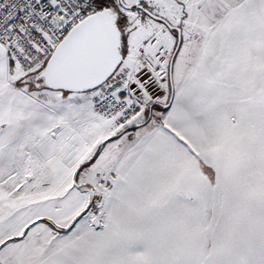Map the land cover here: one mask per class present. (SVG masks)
Instances as JSON below:
<instances>
[{"label":"snow or ice","instance_id":"obj_1","mask_svg":"<svg viewBox=\"0 0 264 264\" xmlns=\"http://www.w3.org/2000/svg\"><path fill=\"white\" fill-rule=\"evenodd\" d=\"M0 264H264V0H0Z\"/></svg>","mask_w":264,"mask_h":264}]
</instances>
